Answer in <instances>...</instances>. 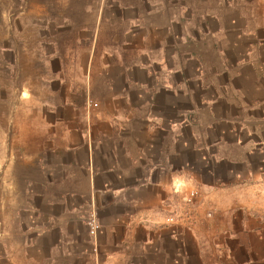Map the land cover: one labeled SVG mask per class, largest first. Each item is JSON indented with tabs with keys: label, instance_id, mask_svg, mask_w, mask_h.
<instances>
[{
	"label": "crops",
	"instance_id": "obj_1",
	"mask_svg": "<svg viewBox=\"0 0 264 264\" xmlns=\"http://www.w3.org/2000/svg\"><path fill=\"white\" fill-rule=\"evenodd\" d=\"M118 2L119 25L107 21L101 6L90 27L82 102L68 83L59 102L39 101L38 115L22 124L15 142L3 139L0 256L6 264H19L17 256L29 264H197L191 263L188 219L173 220L179 229L169 220L173 182L182 178L172 166L175 67L188 99L190 80H198L200 89L208 82L214 113L221 111L220 98L228 103L235 98L243 109L250 97L247 81L258 93L261 78L242 69L253 65L251 56L234 58L240 51L235 27L219 25L207 42L205 10L197 30L181 13L176 32L171 0ZM224 34L236 44L227 43ZM175 42L191 47L176 61ZM225 88L237 92L229 96ZM51 92L57 97L56 89H44L43 95ZM197 103L192 110L200 109L202 100ZM226 135L223 130L221 138ZM240 137L235 143L242 144ZM91 216L101 225L96 236L89 231ZM196 246L195 257L202 261Z\"/></svg>",
	"mask_w": 264,
	"mask_h": 264
},
{
	"label": "rangeland",
	"instance_id": "obj_2",
	"mask_svg": "<svg viewBox=\"0 0 264 264\" xmlns=\"http://www.w3.org/2000/svg\"><path fill=\"white\" fill-rule=\"evenodd\" d=\"M171 5L176 32L180 29L181 13L187 15L194 29L199 19H205L209 28L207 42L212 29L219 25L235 27L240 51H235L234 58L251 56L253 65L244 64L242 69L248 76L258 75L263 88L259 98L254 97V85L248 80L246 91L250 97L243 109L235 98L229 99L230 103L220 98L216 104L221 111L214 113L208 106L209 99L214 98L208 82H203L207 86L200 89L198 80H190L188 99L182 95L184 85L178 66L175 67L172 166L179 172L176 177L182 178L173 182L174 209L169 212L174 218L169 220L179 229L173 220L188 219L184 227L190 232L191 263L264 264V0H171ZM101 6L107 21L119 25L118 0H0L1 169L6 160L3 139L10 136L15 142L21 136L22 124L38 115L39 101L59 102L69 83L77 102H82L90 27L95 25ZM224 35L227 43L236 44ZM73 37L77 38L76 46ZM69 43L75 47L70 49ZM173 45L175 61L191 48L179 42ZM69 57L75 58L74 63H67ZM69 74L72 78L66 82ZM44 89H56L57 97L52 92L43 95ZM236 92L230 88L222 90L229 96ZM198 99L202 103L194 111ZM180 109L190 111L178 112ZM243 123L246 127L239 130ZM257 127L261 128L251 133L248 130ZM223 130L227 140L221 138ZM239 135L242 144L235 143ZM193 188L198 190L197 196L193 203L185 204L181 194ZM198 243L202 261L195 257ZM14 259L19 264H29L23 263L20 256ZM6 262L5 256H0V264Z\"/></svg>",
	"mask_w": 264,
	"mask_h": 264
},
{
	"label": "built area",
	"instance_id": "obj_3",
	"mask_svg": "<svg viewBox=\"0 0 264 264\" xmlns=\"http://www.w3.org/2000/svg\"><path fill=\"white\" fill-rule=\"evenodd\" d=\"M179 189V188H177ZM198 190L193 188L188 192H182L181 197H182V201L185 204H190L193 203V199L197 196ZM173 219V218H171ZM88 224H89V231L91 233V235L96 236L99 229H100V223L97 220V218L95 216H91V218L88 220Z\"/></svg>",
	"mask_w": 264,
	"mask_h": 264
}]
</instances>
